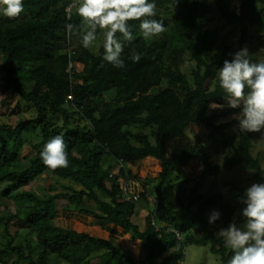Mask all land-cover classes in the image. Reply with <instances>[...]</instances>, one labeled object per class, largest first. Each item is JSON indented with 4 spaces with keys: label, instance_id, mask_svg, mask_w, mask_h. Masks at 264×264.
<instances>
[{
    "label": "trees",
    "instance_id": "1",
    "mask_svg": "<svg viewBox=\"0 0 264 264\" xmlns=\"http://www.w3.org/2000/svg\"><path fill=\"white\" fill-rule=\"evenodd\" d=\"M79 2L24 0L18 19L0 16V84L35 110L14 123V112L4 109L9 96L0 99V264H182L192 243H209L220 264H228L234 253L219 231L235 223L250 185L232 180L225 182L227 193L203 191L206 175L220 166L187 129L204 126L210 148L228 167L252 171L264 183L261 155L252 150L260 133L240 132L213 110L227 105L219 68L231 53L246 47L251 62H264V0H149L166 31L146 41L139 21H129L136 38L125 46L124 68L104 60V39L97 51L83 47L87 27ZM213 11L238 30L237 39L233 30L212 24ZM69 24L77 30L71 40ZM133 48L141 55L138 63L129 59ZM186 63L193 64L192 76L182 70ZM108 92L113 95L106 97ZM26 135L43 146L63 136L68 166L47 167L42 147L18 170L16 162L28 158L18 142ZM146 158L157 159L161 168L152 188L144 184L141 197L150 200L149 210L138 222L135 194L123 192L129 177L123 165ZM192 162L204 167L199 178L167 183L172 168ZM41 174L61 190L38 195L28 189ZM20 199L32 201L25 214L10 208ZM60 211L74 222L55 224ZM213 211L219 218L209 224ZM141 248L146 257L138 261L133 254Z\"/></svg>",
    "mask_w": 264,
    "mask_h": 264
},
{
    "label": "clouds",
    "instance_id": "2",
    "mask_svg": "<svg viewBox=\"0 0 264 264\" xmlns=\"http://www.w3.org/2000/svg\"><path fill=\"white\" fill-rule=\"evenodd\" d=\"M0 5L4 6L3 13L9 19H18L24 11V0H0ZM78 12L87 25L82 36L83 47H93L97 28L105 30L103 58L116 68L125 67V46H130L136 38L129 21H139L140 34L146 41L166 31L164 24L154 18L156 4L149 0H84ZM76 31L73 25H67V39L71 40ZM230 55L231 60L225 59L219 68V83L227 107L241 109L238 115L240 132L260 133L264 138V62H251L246 47ZM129 59L138 63L141 55L133 48ZM214 108H223V105ZM67 147L63 136H54L40 153L43 163L52 170L67 167ZM245 197L241 201L245 205L241 210L244 228L230 223L227 228L220 229L219 235L234 253L228 264H264V183L251 184L245 190ZM218 218L219 213L213 211L208 223L213 224Z\"/></svg>",
    "mask_w": 264,
    "mask_h": 264
},
{
    "label": "rangeland",
    "instance_id": "3",
    "mask_svg": "<svg viewBox=\"0 0 264 264\" xmlns=\"http://www.w3.org/2000/svg\"><path fill=\"white\" fill-rule=\"evenodd\" d=\"M84 0H80L79 4L82 6ZM234 8L236 7V4L232 5ZM4 6L0 5V16H4L3 13ZM213 16V25L219 26L221 32H225L228 29L233 30L234 32V38L237 39L238 37V30L233 29L231 26H229L221 17L218 16V14L213 11L211 13ZM87 25L84 22V28H86ZM104 31L101 30V33L99 37H97L96 41L94 42L93 47L91 48L93 51H97L101 41L104 39ZM251 43L250 45L253 47V42L249 41ZM3 64V54L0 50V67ZM193 64H185L182 66V70L185 71L189 76H192L193 72ZM0 83H1V73H0ZM12 91L9 88L4 87L0 84V99L6 98L9 96V99L6 101V104L4 106V109L8 112L13 111L14 112V123L21 120L22 118L30 117L34 114V108H32L26 101L19 99L18 96L11 95ZM113 95L112 92L106 93V97H111ZM217 107V105L215 106ZM213 110L216 112L215 114L218 116L216 117L219 121H234L235 125H238V119L240 118L239 113L241 111L240 108L232 109L227 107V105H223V108H213ZM212 112V111H211ZM210 112V113H211ZM242 115V114H241ZM62 118L59 116L55 120V124L60 125L62 124ZM189 135L193 138L199 137L201 139V147L203 151L208 155L210 158V161L213 163H218L219 168L217 172L213 174H208L205 177V183L203 184V191L208 193H214L219 190L223 191L224 193H227L228 187L225 184V182H230L232 180H238L239 182H242V184H253L258 183L256 179L253 177L252 171H243L239 168L235 167H228L222 156L216 152H213V150L210 148V140L208 137V131L206 128L202 125H191L187 129ZM18 142H22V155H27L26 160L19 159L15 167L18 170H23L25 168V165L30 162V159L35 157V153L38 149L43 147V144L40 143V139L35 135H26L23 138H21ZM253 154L257 155L260 154L262 158V163L264 167V138H261L260 135L255 136L254 139V146H253ZM109 163L110 161L107 160ZM113 160H111L112 162ZM123 168L125 169V172L129 175L127 179L126 186L123 187V192L128 190L126 193V196L130 195V193L135 194L137 196L136 200V215L135 219L136 221L140 222L142 220V217L145 216L149 210V206L144 198L141 197L142 191L145 189L144 184L146 187L152 188L154 184L157 182V176L159 174L161 164L160 162L155 158H146L142 161L136 163V165H130V164H124ZM204 170V167L197 164V163H188L183 164L179 167H174L171 169V174L167 180L168 184H173L179 180L189 178L191 179V182H193L194 178H199L202 171ZM241 180V181H240ZM28 189H30L33 193H36L38 195L46 194L47 192H56L58 190H61V188L52 180L48 181V178L41 174L39 175L38 179L33 181L30 186H28ZM147 198L153 199L154 196L152 194H148ZM32 206V201L30 200H16L10 205L11 210L17 211L18 213H27L29 211V208ZM245 205L242 204V208ZM1 215V212H0ZM74 222V220L71 218L66 217L65 211H60L56 213V219L54 220L55 224H71V222ZM90 222V221H88ZM158 223V221H157ZM235 224L238 227L244 228L245 226V218L241 215V212L239 216L236 217ZM109 231L116 234L117 236H120L122 234V231H119L117 229H113L112 227H107ZM4 231V224L0 221V244L3 236ZM26 239L28 240L29 244H35V239L33 234H28L26 236ZM118 245V243H116ZM125 252V250H124ZM133 256L136 257V260L145 259L146 255L143 250V248L140 249V254H133ZM220 257L216 254H213L210 251V244L209 243H202V244H188L185 248V258L182 264H220ZM123 264H131L129 261H124Z\"/></svg>",
    "mask_w": 264,
    "mask_h": 264
},
{
    "label": "built area",
    "instance_id": "4",
    "mask_svg": "<svg viewBox=\"0 0 264 264\" xmlns=\"http://www.w3.org/2000/svg\"><path fill=\"white\" fill-rule=\"evenodd\" d=\"M134 199H137V196L135 195ZM176 236L181 240L182 239V234L178 230H173Z\"/></svg>",
    "mask_w": 264,
    "mask_h": 264
}]
</instances>
